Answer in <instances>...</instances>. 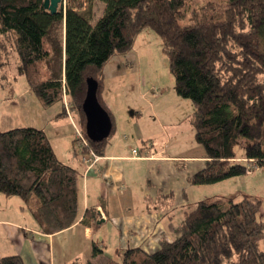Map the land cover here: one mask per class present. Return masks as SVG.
Instances as JSON below:
<instances>
[{"label": "trees", "instance_id": "16d2710c", "mask_svg": "<svg viewBox=\"0 0 264 264\" xmlns=\"http://www.w3.org/2000/svg\"><path fill=\"white\" fill-rule=\"evenodd\" d=\"M94 1L66 0L52 14L44 0H0V72L18 61L42 106L61 103L58 116L64 118L68 98L86 135L88 80L97 83L98 101L113 122L102 93L104 68L151 29L161 38L177 95L194 105L195 140L208 159L190 183L208 186L247 175V163L236 160L242 139L244 158L264 166V0L209 1L191 11L188 0H98L105 8L93 24ZM57 54L65 56L59 73L51 69ZM89 143L103 154L106 140ZM80 175L59 160L43 130L0 129V193L20 197L43 234L76 223ZM261 206L254 196L203 200L186 213L173 242L162 241L153 253L129 248L120 263L103 264H264ZM92 220L93 208L83 223ZM92 248L93 257L102 253ZM0 264L25 263L13 255Z\"/></svg>", "mask_w": 264, "mask_h": 264}, {"label": "crops", "instance_id": "0c3cea01", "mask_svg": "<svg viewBox=\"0 0 264 264\" xmlns=\"http://www.w3.org/2000/svg\"><path fill=\"white\" fill-rule=\"evenodd\" d=\"M61 60L63 69L64 54ZM103 97L109 112L113 115L110 100L113 98L117 102L119 95L112 92L104 94ZM15 108L18 121L15 125L9 123V130L22 127L43 130L53 150L54 142H59L71 134L73 125L68 114L64 118L58 116L62 104L44 108L27 86L19 96ZM9 112L14 113L11 109L9 111L5 109L0 115L6 117L3 114ZM112 123L114 124V121ZM66 129L70 131L67 132ZM114 132L113 125L112 136ZM135 132L133 140L127 138L125 134L123 136L118 134L111 142L110 135L106 139L103 154L99 155L100 159L90 170H86L78 156L66 157L67 160L75 161V165L66 163L81 172L78 183V219L69 229L46 235L41 232L35 220L31 222L29 218L28 221L8 218L9 201L12 196L0 193V258L18 255L25 264H85L87 261L99 264L104 255L103 244L110 237L122 242L118 247L121 256L129 248H140L147 253H153L160 249L162 241L173 242L177 239L179 225L186 213L193 210L199 202L210 199L206 197L208 195L205 192L203 194L205 189L217 187L229 189L231 185L235 188L243 184L244 176H241L214 185L194 186L190 183V178L205 168L208 161L205 151L203 155L194 157L169 156L167 144L163 140V130L159 131L161 136L159 140L149 133L145 135L140 130ZM138 143L142 150H137L139 157H134L133 150H136L134 146ZM244 159V156H238L236 160L243 162ZM184 160L190 161L193 165L196 162V169L190 170L187 174L182 172L178 164ZM230 192L228 196L213 195V198L237 201L242 193L239 190L236 193L232 190ZM195 193L206 198L200 199L196 196L194 199ZM92 208L95 210L96 220L90 221V225H84L86 212ZM14 212L25 217L22 205L16 206ZM96 234L97 241L101 242L102 247L94 241ZM93 244L102 250L97 257H93ZM148 248L154 251L150 252Z\"/></svg>", "mask_w": 264, "mask_h": 264}, {"label": "rangeland", "instance_id": "374dc122", "mask_svg": "<svg viewBox=\"0 0 264 264\" xmlns=\"http://www.w3.org/2000/svg\"><path fill=\"white\" fill-rule=\"evenodd\" d=\"M64 1L66 2V0ZM209 1L224 2V0H188L189 11ZM92 5V23L94 24L102 16L105 4L95 0ZM57 31H52V39L57 36ZM61 59L62 57L59 54L53 58L51 65L53 72L59 73L62 70ZM103 73V96L112 92H116L119 95L117 102L113 98L110 100V107L114 115L112 118L115 131L113 136L111 135L110 137L111 142H113L115 135L117 137L118 134L121 136L125 134L127 138L133 140V133H136V130L142 131L145 135L149 133V135H153L159 140L161 138L159 131L163 130V140L167 144V155L194 157L205 153L204 148L197 144L195 140V130L192 122L194 105L191 100L177 95L175 80L170 72L168 57L163 52L161 38L153 30H144L137 38L132 50L115 55L106 64ZM26 86L25 75L20 69L18 61L15 62L10 70L0 72V113L5 109L7 111L11 109L14 112L4 113L3 115L6 117L0 115V128L2 130H9V123L15 125L18 121L15 105L18 104L19 96L22 95ZM66 100L75 125L84 132L78 123L79 116L76 110L72 108L70 100L68 98ZM65 111L67 113L66 109ZM69 121L66 122L69 123ZM18 125H22V123H18ZM66 130L67 132L70 131L69 129ZM75 140V129L73 127L71 134L66 135L65 139L54 142L55 153L62 162L75 165V161L72 159L67 160L66 158H77L78 145ZM246 143L245 140H240V144L236 148L239 157L245 155ZM134 147L138 151L142 150L140 143ZM196 164V162L193 165L190 161L184 160L183 163L180 162L178 165L180 170L187 174L190 170L196 169ZM247 165H249L248 162ZM239 185L240 187L235 188L234 185H231L229 189L219 187L205 189L203 194L205 192L208 195L206 197L213 198V195L228 196L231 190L233 193L239 190L242 193L237 200H241L243 196L259 197L262 199L259 218L264 221V166L244 175L243 184ZM199 193H195L193 198L195 199L196 196H199L200 199L206 198H203ZM10 198L8 218L20 219V221H28L29 218L31 222H35L20 197L12 196ZM178 199L180 201L181 196ZM20 205L24 207L25 217L14 212L16 206ZM26 217L27 220H25ZM26 223L28 224V222ZM94 241H97V234ZM97 243L99 247H102L101 242L97 241ZM121 243L120 240H116L114 237H110L105 241L103 244L104 255L101 261L102 264L105 261L118 263L122 261V256L118 251ZM260 248L264 252V239L260 241ZM147 250L150 252L154 251L152 249L149 250V248ZM83 258L84 256L81 259ZM106 258H109V260Z\"/></svg>", "mask_w": 264, "mask_h": 264}, {"label": "water", "instance_id": "95a60500", "mask_svg": "<svg viewBox=\"0 0 264 264\" xmlns=\"http://www.w3.org/2000/svg\"><path fill=\"white\" fill-rule=\"evenodd\" d=\"M63 1L44 0V7L52 14H56ZM97 89V83L89 79L87 96L83 103V111L86 117V135L89 140L96 143L106 140L111 135L113 129L110 115L98 101Z\"/></svg>", "mask_w": 264, "mask_h": 264}, {"label": "built area", "instance_id": "2783aa9c", "mask_svg": "<svg viewBox=\"0 0 264 264\" xmlns=\"http://www.w3.org/2000/svg\"><path fill=\"white\" fill-rule=\"evenodd\" d=\"M66 98V97H65ZM65 109L67 110L68 117L75 129L76 142L78 145V154L77 156L84 163L86 170L92 169L94 164L100 159L99 155L91 148L88 138L85 133L82 132L74 123L72 116L70 114V109L67 100L65 99ZM134 157H139V152L133 150ZM243 162H248V173L259 169V165L256 160H247L244 159Z\"/></svg>", "mask_w": 264, "mask_h": 264}]
</instances>
